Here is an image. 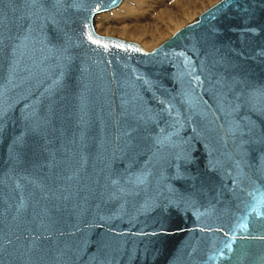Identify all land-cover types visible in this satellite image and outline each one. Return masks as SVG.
Instances as JSON below:
<instances>
[{"label":"water","instance_id":"1","mask_svg":"<svg viewBox=\"0 0 264 264\" xmlns=\"http://www.w3.org/2000/svg\"><path fill=\"white\" fill-rule=\"evenodd\" d=\"M124 0H0V264H264V0L156 49Z\"/></svg>","mask_w":264,"mask_h":264},{"label":"bare ground","instance_id":"2","mask_svg":"<svg viewBox=\"0 0 264 264\" xmlns=\"http://www.w3.org/2000/svg\"><path fill=\"white\" fill-rule=\"evenodd\" d=\"M213 1L214 0H152V1L144 0L143 2L144 6L141 9L140 13L138 12V15H137V18H138L137 22H139L138 23L139 26L135 24L137 26L136 29L132 28V30L131 29L127 30L128 28H126V26L125 27H119V26H113V25L110 26L111 24L107 23L105 20H98L96 21L97 30L99 33L102 28H105L106 30L114 31L118 35L127 37L129 39L130 37H134V39L142 40L144 45H146L144 46V48L146 50L152 51L156 47L162 45L161 42L162 41L164 42L163 38L165 37V35L168 34L170 30H172L174 25L175 27L176 25L177 26L179 24L181 25L183 24V21L186 20L185 19L186 17L194 15V11L198 7L199 4L205 3V2L213 3ZM122 4L118 8H120ZM215 4L216 3L214 2L213 5L215 6ZM213 5H211L207 10L214 7ZM126 6L127 7L125 9H128V10H130V8L132 7L131 3H126ZM206 11H203L201 14H199V17ZM184 23L186 22L184 21ZM150 44H151V47L150 46L148 47L147 45H150Z\"/></svg>","mask_w":264,"mask_h":264},{"label":"rangeland","instance_id":"3","mask_svg":"<svg viewBox=\"0 0 264 264\" xmlns=\"http://www.w3.org/2000/svg\"><path fill=\"white\" fill-rule=\"evenodd\" d=\"M217 1L219 2L220 0H214L213 3L215 2L217 4L218 3ZM143 2H144V0H124L122 6L120 8L114 9V10L106 12V13L99 14L96 17V20H95V28H96L97 33H98V30H97L96 21H98V20H105L107 23L111 24L110 26H112V25L113 26H119V27H125L126 26V28H128L127 30H130V29L132 30V28L136 29L137 26L135 24H137L139 26V24H138L139 22H137L138 21L137 15H138V12L140 13L141 9L144 6ZM126 3H131L133 8L131 7L130 10L125 9L127 7ZM213 3L205 2V3L199 4L198 7L194 11V15H191V16H188V17L185 18L186 20H184V21L186 23H184V21H183V24H181V25L180 24L178 26L176 25V27L174 25V27H173L174 29L172 28V30H170L168 32V34L165 35V37L163 38L164 42H166L171 37H173L181 29L185 28L186 26H188L191 23H193L194 21H196L198 19V17H199V14H201L203 11H206L211 5H213ZM98 34L103 35V36H113V37H116V38H119V39H122V40L136 42V43L142 45L143 47L146 46V45H144L142 40L134 39V37H130V39H129L127 37H123V36L118 35L114 31L106 30L105 28H102ZM164 42L162 41L161 43L163 44ZM147 46L151 47V44L147 45Z\"/></svg>","mask_w":264,"mask_h":264},{"label":"snow or ice","instance_id":"4","mask_svg":"<svg viewBox=\"0 0 264 264\" xmlns=\"http://www.w3.org/2000/svg\"><path fill=\"white\" fill-rule=\"evenodd\" d=\"M33 2H35V0H33Z\"/></svg>","mask_w":264,"mask_h":264}]
</instances>
